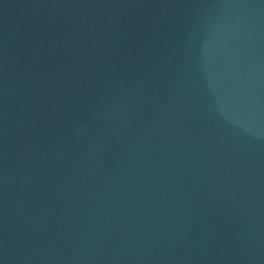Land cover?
I'll return each mask as SVG.
<instances>
[{"label":"water","instance_id":"1","mask_svg":"<svg viewBox=\"0 0 264 264\" xmlns=\"http://www.w3.org/2000/svg\"><path fill=\"white\" fill-rule=\"evenodd\" d=\"M0 264H264V0H0Z\"/></svg>","mask_w":264,"mask_h":264}]
</instances>
